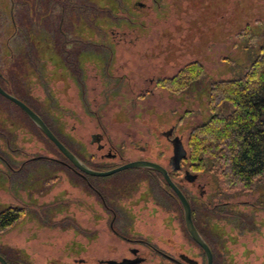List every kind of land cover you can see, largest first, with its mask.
<instances>
[{
  "label": "rangeland",
  "instance_id": "rangeland-1",
  "mask_svg": "<svg viewBox=\"0 0 264 264\" xmlns=\"http://www.w3.org/2000/svg\"><path fill=\"white\" fill-rule=\"evenodd\" d=\"M4 1L7 0L0 1V15L4 19L0 20L1 58L6 42H9L10 49L17 57L30 53L31 58H38L33 48L23 49L28 47L23 43L22 31L25 29L21 28L19 39L10 38L12 27L9 10L2 12ZM119 1L126 12L123 17L118 12L117 1L89 0L97 8L107 4L116 17L113 19L98 14L87 17L76 28L80 36L85 42L108 41L110 34L106 32L111 27L120 29L121 25H126L133 30L143 22L149 26L147 31L133 32L127 38L137 42L133 49L121 45L116 50L123 59L120 62L125 66L129 62L133 69L134 88L138 89L141 83L147 82L141 75L147 73L150 78L155 64L163 65V76H172L180 68L195 62V76L192 72L187 91L179 94L164 91L154 96H136L135 93L128 96L102 95L100 89L103 88L93 90L97 83L90 79L86 86L89 90L83 98L76 95L58 98L57 105L67 111L65 123L59 126L57 120L52 121L48 117L44 86L30 85L25 90L29 89V102L51 122L53 132L86 160L90 161L91 156L99 159L101 153L96 145H92V138L100 134L104 136V142L113 144L116 152L127 154V149L130 150L122 163L135 161L141 156V149L144 158L167 165L171 149L154 126L162 121L164 131L169 129L167 123L179 126L176 136L187 143L193 129L205 123L214 113L221 112L220 108L213 111L210 98L212 87L243 77L259 56L264 46V0H143L141 2L149 7L143 13L133 9L135 0ZM23 10L17 8L18 12ZM21 16L22 13L18 17L20 22ZM45 25L43 23L41 33L33 32L39 35V41L45 47L41 53L43 62L51 55L48 49L51 37ZM118 39L115 37V40ZM36 44L39 46L38 41ZM85 50H88L86 57H92L91 53L96 51L95 48ZM126 57L128 61L124 59ZM40 60H37L38 74L31 69L29 71L33 75L26 78L33 83L36 80L40 82L39 74H46ZM2 63L1 60L0 71L9 79ZM124 89L129 92V87L124 86ZM54 115L60 119L59 114ZM41 133L24 114L0 99V213L10 207H18L24 212L13 227L0 231V255L11 264H76L74 259L83 258L78 254L84 249L93 250L91 255L100 258L110 257L108 249L119 242L110 236L107 216L98 205H93L98 198L79 188L80 185L77 186L70 176H66L58 164L46 159L59 157V151ZM97 158L90 162L97 163ZM118 163L121 164L116 161ZM208 174L217 176L218 183L213 179V187H206L207 194L197 203H211L213 208L222 210L215 214L213 209L211 233L208 234L216 239L213 241L215 246L217 242L220 245L223 243L220 249L223 248L224 254L216 256V264H262L264 176L251 187L244 188L225 184L216 168L212 167ZM199 175L197 184L205 185L207 176ZM95 179L104 186L103 192L110 201L109 196L114 195L111 191L114 178ZM182 186L186 192L199 197V185L192 186L184 181ZM136 188L138 194L127 200L131 219L134 218L130 233L136 238L143 234V238L154 246L172 254V249L158 243L157 239H151V236H173L179 246L187 250L191 248L199 264H207L203 251L191 243L182 208L170 200L165 191L154 188L153 195L148 182ZM120 197L121 194L116 199ZM244 221L246 235L243 236L239 226H243ZM249 223L253 228H249ZM197 224L205 234L210 222L202 216L201 211ZM243 246L247 250L249 246L250 251L243 252ZM145 264L170 263L164 262L153 252Z\"/></svg>",
  "mask_w": 264,
  "mask_h": 264
},
{
  "label": "flooded vegetation",
  "instance_id": "flooded-vegetation-1",
  "mask_svg": "<svg viewBox=\"0 0 264 264\" xmlns=\"http://www.w3.org/2000/svg\"><path fill=\"white\" fill-rule=\"evenodd\" d=\"M78 1L80 3H83V0H78ZM141 1L143 0H135L132 3V7L136 12L143 13V11L149 10V7L148 6L146 7L145 4L142 3ZM153 1L156 2V0ZM3 10L2 12L6 13ZM118 12L121 17H123L122 15L126 13L125 9H122ZM20 13H22L21 16L22 22H20L18 19ZM37 13H38L37 10L26 12V15L28 16L27 18L28 20H27L26 16L21 11L18 12L17 10L16 11L13 10L10 12L9 18L12 27L16 32L15 38L19 39L20 36L18 35V32H20V29L22 27H24L23 29H27L31 27L34 30L39 27L37 22L38 19L31 17L33 14H36V18H37ZM84 13H85L84 9L79 10V9L68 8V0H47L45 15L43 17L40 15V18H43L44 22L46 23L45 29L47 32L50 33L51 39L50 41H48V47H49L48 49H50L49 53H51V55L44 61L43 67L46 74L45 76L39 74L40 82L36 80L35 83H33L32 81L27 80L28 76L33 75V73L30 74L31 71L29 70L32 69L34 73L38 74L37 73V71H39L37 67L38 66L37 60H39L38 58H24V57H17L13 59L11 58V60L18 62L21 65L23 63L30 62L29 66L27 67H22V66L18 67L20 73L21 74L24 73V74L23 75L20 74L21 82L19 84H15V88L17 91L16 93H18V95L22 94L23 96L25 95L29 97L28 94L29 89L25 90L27 86L28 87L30 85L31 87L37 85L44 86L46 90L45 100L47 102L46 103L47 109H49L48 117H50L52 121L57 120L59 126L61 125L62 122L65 123V119H66L65 112L67 111L65 110V108H60L57 105V101H59L58 98L62 96L66 97L71 95H76L77 97L83 98L86 95L87 91L89 90L88 88H86V86H87V81L90 79L97 83V86L93 90L97 91L98 87L103 88L100 89L102 90L100 92V94L102 95L119 94L120 96H128L130 94L132 95L133 93H135L136 96H154L156 94H160V92L163 93L164 91L171 92L172 94H179L187 91L186 88L188 89L190 88V83H188L189 85L187 83H184L185 80L184 81H179V80L175 81V80H177L178 77H183V78L188 77L187 76L188 74H184L183 72L187 68H188L187 70H190L193 68L191 66L197 65V63L195 62L187 64L183 68H180L177 71V73L172 76H163V71H164L163 65L155 64L154 69L152 71L153 73L151 74L150 78H148L147 73H144V75H141L142 73L140 74L141 78H144V80L147 81L145 82L146 85L143 82L141 83L138 89L134 88L135 83L133 84L132 77L135 76L133 73V69L129 62H127L126 66L120 62L123 59L118 56L116 50L121 45H124L126 49H133V46L137 44V42L134 40H128L127 38L129 34L133 32L147 31L146 28L149 26L141 22L140 26H138L139 28L133 30H129L126 25H121L120 29H117L118 27H111L109 31L106 32L110 34V38L108 41L89 40L85 42L83 37L80 36V33L76 29L78 23L84 19ZM112 16L113 19H115V16L114 15ZM2 19L3 16L0 15V20ZM29 23H31V25H29ZM132 25H135V23H132ZM41 27L42 26H40V28ZM97 31L101 32V30L99 29ZM115 37L119 39L115 40ZM57 48H60V50L58 51ZM88 48L96 49V51L91 53L92 57L85 56V54L87 53L86 51H88L85 49ZM104 54H106L107 56H104ZM124 59L128 61V57ZM1 60L3 62L2 64H4L3 65L4 69L8 70V64L6 60L5 59H1ZM24 69L28 71L27 74ZM3 84L7 85L8 87H11L12 83L9 82L8 79L4 77L2 71H0V85L2 88L4 86ZM171 84H177L176 85L177 88H175ZM12 86L14 85L12 84ZM124 86L129 87L128 89L129 92H126L125 89L123 90ZM103 91H105V93ZM21 101L23 102V100ZM29 104L31 107L28 106L27 104L26 105L30 107L36 114H38L53 132V126L51 125V122L48 121L46 117H44L43 114H41L37 110V108L31 105V103ZM54 114H59L58 116L60 117V119H56L54 117L55 116ZM167 124L169 129L166 131H164L163 129V127H165L163 121L160 122V124H156V126H154L156 131H158L160 136L165 139V143L171 149V155L169 156V162L167 165L159 163L158 161L153 162L151 159L144 158L145 154L141 149H139L141 151L140 152L141 156L137 155L138 158H136L135 161L132 162L128 161L122 163L126 159L125 155H127L130 150L127 149L128 150L127 154H123L122 152L121 153L116 152L115 148L112 146L113 144L110 143L108 144L104 142L105 138L100 134L98 136H93L92 138V145H96L98 151L101 153L99 159L96 156H91L90 161H94L95 158L98 159L97 163H92L89 160H86L82 154L78 152L77 153L74 152L58 135L55 134V132L53 133L76 156V158L83 164V166L97 172H106V171L115 170L124 165L139 161L152 162L162 166L168 172L172 182L183 192L192 209L196 201H201L207 194L206 187H211V188L213 187V178L212 176H210V174H208L210 172H208L205 174L207 176L206 184L205 185L197 184L198 181L200 180L199 174H201L202 172L196 171L195 164L191 161V154L189 149L190 136L187 140V143H185L181 137L176 136V134H178L180 130V127L179 126L176 127L175 125H172V123H167ZM183 151H185L186 154L185 157H182ZM58 153L59 154L57 156L59 157H47L46 159H48V161L49 160L54 161L56 164H58L59 167L62 169V172L66 176H70L72 178V181L73 182L75 181V184L77 186L80 185L79 188H81L82 190L86 189L87 192H90L93 196H96L98 198V201H96L93 205L95 204L98 205V208L100 207L101 211L107 216L108 218L107 223L109 225L110 236L113 238V240L119 242V244H115L114 246H112L111 249H108L110 254V257L108 258H100L96 255H91L93 253V250L90 251L85 249L82 250V252L78 254V256H81L83 258L74 259L76 264H145L148 261V256L153 252L157 254L160 258H162L164 262H168L170 264H199L191 248L187 250L183 246H179V244L175 242L176 240L173 236L157 235V238L151 236V239H157L158 243L167 246L169 249H172L174 251V253L172 254L166 251L165 249L161 250L156 246H154L151 241L149 242L147 241V239H144L145 237L143 238V234H140V236L136 238L130 233L131 231L130 226L132 224L131 221L134 218L131 219V214L129 211L130 207L127 204V200H130L131 198H133V196H136L138 194V189L136 188V186L141 183L148 182L150 192L151 193L153 192V195L155 194L154 188H157L156 190L160 192L165 191L167 197L170 200L175 201L179 205V208H182L180 200L178 199L172 188L168 185L164 176L161 173L152 169L137 168V169L124 170L109 176L114 178L113 180L114 185L112 184L111 186V191L114 195L109 196L111 197V199H109L110 201H107L108 197L103 192L104 186L100 184L101 182L96 181L95 179V178H107V177H93L87 175L84 172L80 171L78 168H76L70 160H68L62 153H60V151ZM106 161H109V163ZM116 161H119L121 164L119 163L116 164ZM92 166H95L96 169H93ZM184 181L192 186L199 185L198 188L199 197L196 194H191V192L189 193L186 192V190L182 186V183ZM119 194H121V197L116 199V196H118ZM206 206L208 207L207 213L210 219L209 220L210 225L208 226L207 232L204 234L201 228L197 226L195 222L194 224L200 235L203 237L207 245L210 247L213 254V264H216V256L219 254H224L223 248L220 249L223 243L222 245H220V243L217 242V245L215 246L213 244V241H216V239L212 237L213 236L212 234H211L212 236L208 235L211 233L210 232L212 227L211 214L214 208L212 207L211 203H208V205ZM132 207L133 206H131V208ZM14 208L21 210L22 217L24 216V212L22 209L18 207H14ZM192 215H193V210H192ZM221 215L224 214L221 213ZM99 220L100 218L98 219V221ZM242 224L243 226L240 225L239 227L242 228L241 229L242 231H240V233L243 234L244 236V234L246 235L245 221L242 222ZM248 226H250L249 228H253L251 227L250 223ZM185 227H186V223H185ZM189 237L190 240L192 241L191 243L193 244V246H198V244L192 239L190 234ZM120 245H123L122 246L123 248H118V246ZM198 247L200 248V246ZM200 249L203 251L202 248ZM244 250H247L246 246L245 247L243 246V252ZM248 250L250 251L249 246H248ZM262 254L264 255V252ZM204 256L207 262V257L205 253ZM263 263H264V259L262 260V264Z\"/></svg>",
  "mask_w": 264,
  "mask_h": 264
},
{
  "label": "trees",
  "instance_id": "trees-1",
  "mask_svg": "<svg viewBox=\"0 0 264 264\" xmlns=\"http://www.w3.org/2000/svg\"><path fill=\"white\" fill-rule=\"evenodd\" d=\"M114 1L116 2V0H113V2ZM46 3L47 0H7L6 2L4 1L2 5L3 11L6 12L5 9H8L9 14L13 10L16 11L17 8L24 9L21 12L25 13L34 10L38 11L37 18L36 14H33L31 17L38 19L37 22L39 27L35 30L30 27L22 31L24 33L23 43L24 45H28V47L23 49L28 48V50H30V48H33L36 55H38V59H41L40 64L42 67L44 62L42 61L43 57L41 53L45 50V47L44 45L42 46V42L39 41V35L33 32L37 31V33H41L40 26H43L45 22L43 18H40V15L42 17L45 15ZM117 3L118 9L122 10L123 8L120 7L119 0H117ZM68 8L84 9V21H86L87 17L92 15L98 14L110 18H113L112 15H114L107 4L103 8H97L93 3H90L89 0H83V3H80L78 0H68ZM25 16L27 19L28 16ZM31 23H29V25H31ZM23 28L24 27H22V29ZM22 29H20V32ZM20 32H18V35ZM11 33L10 38L13 37L15 39L16 32L13 27ZM37 41L39 46L41 45L40 47L36 44ZM4 48V54H2V58L0 56V60L5 58L7 64L10 63L8 64L7 70V75L9 77L8 81L14 86L11 84V87H8L3 84V88L8 93L23 100V102L30 106L28 96H23L22 94L18 95L15 88V84L21 82V75L24 74L20 73L18 67H27L30 62L21 65L11 60V58H17V56L10 49L9 42L5 43ZM39 50H41V52L38 54ZM5 53H8V56H5ZM23 54L24 55L20 57L31 58L30 53ZM196 66L197 65L191 66L193 68L190 70H187L188 68L184 70L183 73L188 74V77H178L175 81L185 80L184 83H190V75H192V72L194 74ZM25 72L26 74L28 73L26 70ZM171 85L177 88V84ZM210 98L213 111L216 108H220L221 112L214 113L205 123L197 126L191 132L189 139L191 161L195 164L196 171L202 172V174L210 172V169L213 167L219 171L225 184L232 187L242 186L244 188H249L253 183L264 176V46L261 47L259 56L243 77L215 84L212 87ZM0 99L6 101L9 105L15 107L26 116L15 104L6 100L1 95ZM41 134L51 143L43 133ZM212 178L218 183L217 176H212ZM205 209H208V207L202 204L198 205L197 201L192 207L193 219L196 224L197 216L200 211L204 218L208 221L210 220L209 216L206 214L207 210L205 211ZM214 210L215 214H219V212L222 211L218 207H214ZM21 217L22 211L16 208L10 207L1 212L0 231L4 232L13 227ZM6 260L8 264H11L7 258Z\"/></svg>",
  "mask_w": 264,
  "mask_h": 264
},
{
  "label": "water",
  "instance_id": "water-1",
  "mask_svg": "<svg viewBox=\"0 0 264 264\" xmlns=\"http://www.w3.org/2000/svg\"><path fill=\"white\" fill-rule=\"evenodd\" d=\"M0 95L3 98L15 104L18 108H20L29 117V119L34 123V125L45 135V137L55 145V147L60 151V153H62L68 160H70L76 168H78L80 171L84 172L87 175H90L93 177H109L111 175H114L124 170L137 169V168L152 169V170H156L159 173H161L164 176L168 185L172 188V190L174 191V193L180 200V203L184 211L185 223H186L188 233L191 235L192 239L198 244V246H200V248L203 249L207 257V263L213 264L212 251L210 247L207 245V243L205 242V240L203 239V237L200 235V233L198 232L194 224L191 206L188 200L186 199L185 195L183 194V192L172 182L166 169H164L160 165H157L152 162H146V161L133 162V163L124 165L118 169L106 171V172H97L89 168H86L76 158V156L56 137V135L51 131V129L46 125V123L41 119V117L38 114H36L30 107H28L20 99L6 92L1 87V85H0ZM182 154H183L182 157L186 156L185 151H183ZM0 263L8 264L7 261L2 256H0Z\"/></svg>",
  "mask_w": 264,
  "mask_h": 264
}]
</instances>
